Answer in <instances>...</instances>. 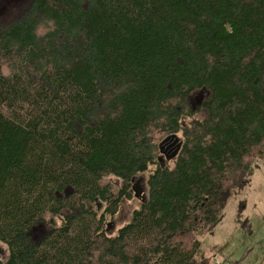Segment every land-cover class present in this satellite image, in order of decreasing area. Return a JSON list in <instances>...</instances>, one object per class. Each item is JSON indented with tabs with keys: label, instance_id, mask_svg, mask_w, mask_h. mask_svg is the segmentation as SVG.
I'll return each instance as SVG.
<instances>
[{
	"label": "trees",
	"instance_id": "obj_1",
	"mask_svg": "<svg viewBox=\"0 0 264 264\" xmlns=\"http://www.w3.org/2000/svg\"><path fill=\"white\" fill-rule=\"evenodd\" d=\"M168 136L181 146L163 166ZM259 161L264 0H19L0 14V264H207L201 236ZM141 174L147 199L110 236Z\"/></svg>",
	"mask_w": 264,
	"mask_h": 264
},
{
	"label": "rangeland",
	"instance_id": "obj_2",
	"mask_svg": "<svg viewBox=\"0 0 264 264\" xmlns=\"http://www.w3.org/2000/svg\"><path fill=\"white\" fill-rule=\"evenodd\" d=\"M19 0H0V14L6 6ZM207 91L192 95L191 106L195 109L205 99ZM165 140V139H164ZM161 150L160 160L163 166H170L176 156V149L166 145ZM176 153V154H174ZM134 199L124 202L114 220L108 221V233L115 236L131 220L133 211L147 199V175L141 174L135 179ZM105 205H102L103 208ZM207 264L214 258L228 257L238 260L246 250L248 258L254 261L260 257L264 249V162L259 161L252 174L245 177L240 184L236 196L229 202L224 214L214 230L201 236ZM0 256L6 257L7 251L0 243ZM228 259V260H229ZM223 260V259H222ZM230 260V261H231Z\"/></svg>",
	"mask_w": 264,
	"mask_h": 264
},
{
	"label": "crops",
	"instance_id": "obj_3",
	"mask_svg": "<svg viewBox=\"0 0 264 264\" xmlns=\"http://www.w3.org/2000/svg\"><path fill=\"white\" fill-rule=\"evenodd\" d=\"M248 252H249V250L248 251L246 250V252L244 253L246 255V259H245L244 264H264V249L262 250L260 257H258L255 261L253 258H251V259L248 258ZM220 258L221 259H219V257L214 258L213 261L211 262V264H213V263L216 264L217 261L222 260V259L228 261V263H230V264H233L234 261H236V260H231L226 256L220 257Z\"/></svg>",
	"mask_w": 264,
	"mask_h": 264
},
{
	"label": "flooded vegetation",
	"instance_id": "obj_4",
	"mask_svg": "<svg viewBox=\"0 0 264 264\" xmlns=\"http://www.w3.org/2000/svg\"><path fill=\"white\" fill-rule=\"evenodd\" d=\"M166 145H170L169 147L176 149V151L179 149L180 147V140H176V139H169L166 143ZM162 153L164 152V150L161 151ZM177 153V152H176ZM174 153V154H176ZM135 185V184H134ZM135 190V188H133Z\"/></svg>",
	"mask_w": 264,
	"mask_h": 264
},
{
	"label": "water",
	"instance_id": "obj_5",
	"mask_svg": "<svg viewBox=\"0 0 264 264\" xmlns=\"http://www.w3.org/2000/svg\"><path fill=\"white\" fill-rule=\"evenodd\" d=\"M169 139H176V140H180L178 137L176 136H168L167 138H165V140H163V142L161 143V146L162 144L165 142V141H168ZM180 146H181V143H180Z\"/></svg>",
	"mask_w": 264,
	"mask_h": 264
},
{
	"label": "built area",
	"instance_id": "obj_6",
	"mask_svg": "<svg viewBox=\"0 0 264 264\" xmlns=\"http://www.w3.org/2000/svg\"><path fill=\"white\" fill-rule=\"evenodd\" d=\"M216 264H230V263H228V261L226 260H219L216 262Z\"/></svg>",
	"mask_w": 264,
	"mask_h": 264
}]
</instances>
